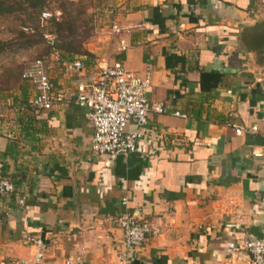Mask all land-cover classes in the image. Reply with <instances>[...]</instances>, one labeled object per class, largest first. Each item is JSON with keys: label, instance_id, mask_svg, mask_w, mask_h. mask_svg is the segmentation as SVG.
I'll return each mask as SVG.
<instances>
[{"label": "crops", "instance_id": "1", "mask_svg": "<svg viewBox=\"0 0 264 264\" xmlns=\"http://www.w3.org/2000/svg\"><path fill=\"white\" fill-rule=\"evenodd\" d=\"M108 1L88 55L49 58L63 102L37 111L28 82L0 80V159L14 187L0 200V264H119L126 213L154 230L127 264H249L246 242L264 236V6ZM113 22L121 33L111 34ZM103 61L139 75L150 65L148 101L166 110L148 115L135 152L114 159L92 152L74 102ZM27 237L45 244L39 262Z\"/></svg>", "mask_w": 264, "mask_h": 264}, {"label": "built area", "instance_id": "2", "mask_svg": "<svg viewBox=\"0 0 264 264\" xmlns=\"http://www.w3.org/2000/svg\"><path fill=\"white\" fill-rule=\"evenodd\" d=\"M264 6V0H255ZM52 14L44 11L42 19H47ZM56 17L58 13L54 14ZM111 34L117 35L122 29L113 22L110 27ZM46 38L49 36L45 35ZM121 49L126 48L120 39ZM57 59V54L52 53ZM50 56V57H51ZM71 66L74 70L82 68L81 62L75 60ZM152 68L148 65L142 75L125 69L121 62L103 61L98 64L97 72L87 76L83 82L76 85L74 102L82 109L91 126L90 148L95 154L106 155L110 159L125 156L137 150V144L142 140L150 113L163 114L166 112L161 103L150 104L148 91L151 86ZM21 79L28 82L34 96L32 107L37 111H50L55 105L63 102L64 94L55 90L47 73V63L43 59H36L24 67ZM174 116L185 118L186 115L179 111L173 112ZM132 123L136 128L127 130V125ZM236 133L246 131L245 127L231 124ZM255 131L256 126L250 128ZM254 156H262L260 151L253 152ZM3 163L0 159V200L14 190L12 183L3 176ZM123 235L124 251L119 264L128 263V253L131 249L142 245L147 235L154 232L152 225L146 221L136 220L131 214H124L118 219ZM26 242L36 249L34 259L39 262L45 249L44 242L36 237H27ZM249 255V264H264V238H250L245 244ZM65 264H74L68 260Z\"/></svg>", "mask_w": 264, "mask_h": 264}, {"label": "trees", "instance_id": "3", "mask_svg": "<svg viewBox=\"0 0 264 264\" xmlns=\"http://www.w3.org/2000/svg\"><path fill=\"white\" fill-rule=\"evenodd\" d=\"M53 2H58L60 16L51 13L49 18L42 19L41 14ZM88 3L89 0H0L1 20L15 14L21 15L19 26L7 29L9 39H0V58L10 60L7 66L3 65L0 80L17 83L26 64L36 59L48 63L52 53L57 54L58 62L88 55L84 44L94 31V26L89 25L91 18L86 16ZM21 52H27L31 58L20 66L13 57ZM14 69H17L16 73H13ZM257 237L264 238L260 234Z\"/></svg>", "mask_w": 264, "mask_h": 264}, {"label": "rangeland", "instance_id": "4", "mask_svg": "<svg viewBox=\"0 0 264 264\" xmlns=\"http://www.w3.org/2000/svg\"><path fill=\"white\" fill-rule=\"evenodd\" d=\"M108 3H109L108 0H89V3L86 7V16L91 18L92 21L89 23V25L94 26V31H93V36L88 40V42L94 40L95 37L99 34V30L103 24L102 22H104V20L107 22L110 19V11H109L110 7H107ZM47 11L53 14L58 13L57 17H59L61 12L58 6V2L51 3ZM19 18H21V15L15 14L7 17L6 19L3 20L0 19V39H4V40L9 39L10 33L8 35L7 29L9 27L16 29L17 26H19ZM87 43L84 44V49ZM30 58L31 56H29L27 52H21L15 55L13 57V60L18 65L21 66L27 59ZM8 61H10L9 58H0V71L3 65L4 66L8 65ZM16 72L17 69H14L13 73Z\"/></svg>", "mask_w": 264, "mask_h": 264}]
</instances>
